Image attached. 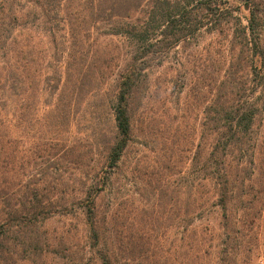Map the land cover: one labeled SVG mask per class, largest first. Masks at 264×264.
I'll use <instances>...</instances> for the list:
<instances>
[{
  "label": "rangeland",
  "instance_id": "obj_1",
  "mask_svg": "<svg viewBox=\"0 0 264 264\" xmlns=\"http://www.w3.org/2000/svg\"><path fill=\"white\" fill-rule=\"evenodd\" d=\"M261 1L258 9L264 15V0ZM244 2L229 0L232 5ZM8 8L6 0H0V73L8 86L13 82L9 76L11 67L18 65L19 94L15 102L18 114L10 122L13 127L9 130L10 136L17 139V146L12 149L16 153L14 160L8 158L9 163L3 166V161L0 163V211L2 205L7 209L10 202L15 203L12 194L18 195L26 185L31 187L38 182L33 179L41 177L40 168H44L47 158L57 160L61 167L60 177L48 176L42 183L50 198L57 194L74 198L79 193L76 179L91 176L100 167L105 150L104 143L95 145L96 133L99 129L107 134L112 131L109 98L127 51L120 47L128 49L122 38L110 40L103 33H97L99 37L94 42L92 33L97 30L89 26L87 30L91 33H87L86 39L92 45L84 62L80 63V48L66 42L61 47L64 55L58 54L64 66L56 75L58 61L51 57L48 32L40 24L42 19L35 18L33 13L20 16L31 9V4L16 2L11 7L15 9L16 22L27 28L15 24L10 31ZM241 11L247 14L243 7ZM223 38L204 34L197 42L177 47L162 67L149 71L147 89L132 99V139L100 199L101 210L111 220L106 219L105 227H113L115 264H145L153 253L156 257H169L173 264H187L182 255L189 238L193 254L198 255L194 264H218L217 255L225 246L220 237L226 234L235 239V244L227 245L232 257L240 263L246 260L244 264H264V208L255 217L246 210L232 209L226 229L218 227V210L210 206L203 209V216L195 219L186 231L181 220L185 209H192L183 205L187 191L193 198L200 195L197 188L201 186L205 198L211 194L208 175L201 170L209 149V139L201 133L203 108L209 95L205 93L207 100L196 98L195 80L202 74L201 69L205 70V76L212 75L220 60L216 51L219 48L224 51ZM30 48L32 56L27 54ZM53 76L57 81L51 79ZM255 95L264 96L263 86H259ZM9 117L8 114L9 120L5 121H11ZM255 129L264 155V111ZM6 196H12L9 202ZM248 197L243 195L245 199ZM260 204L255 206L258 208ZM46 227L56 234L70 231L66 245L78 251L73 257L77 263L86 247L82 216H57ZM59 257L61 254L54 250L47 257L35 258V262L20 259L17 264H60Z\"/></svg>",
  "mask_w": 264,
  "mask_h": 264
},
{
  "label": "trees",
  "instance_id": "obj_2",
  "mask_svg": "<svg viewBox=\"0 0 264 264\" xmlns=\"http://www.w3.org/2000/svg\"><path fill=\"white\" fill-rule=\"evenodd\" d=\"M6 2L9 4L6 17L9 18L7 25L10 31L15 24L27 28L24 23L16 22L17 15L13 13L15 9H11L16 2L31 4V9H27L25 15L21 12L20 16L33 13L35 18L42 19L40 24L42 30L48 32L51 57L54 62L58 61L54 73L56 75L58 69L64 66L58 54L64 55L65 51L61 47L66 42L73 48H80V63L84 62L92 45L86 39L87 33H91L87 30L89 26L97 30L92 33L94 42L103 33L109 35L110 40L122 38L128 49L120 47L123 52L127 51L118 68L112 85V96L109 98L112 131L107 134L99 129L96 133L95 145L104 143L103 163L93 175H81L76 179L79 188L77 197L68 198L64 194H57L50 198L45 194L43 182L48 176L60 177L61 167L57 160L47 158L44 168H40L41 177L33 179L38 182L31 187L26 185V190L22 189L18 195L12 194L15 203L10 202L7 209L2 205L0 264H17L20 259L22 262H35V258L47 257L54 250L61 254L57 259L60 264H115L116 253L111 239L113 227H105L106 219L111 220L107 218L105 210H101L100 199L110 183L111 175L119 169L120 161L132 139V99L135 94L147 89L150 70L162 67L177 47L197 42L204 34L223 36L225 43L224 51L220 48L216 51L220 60L213 68L212 75L205 76V70L201 69L202 74L195 80L196 98L207 100L205 93L209 95L208 103L203 108L201 129L202 135L209 139V149L201 170L208 175L211 194L205 198L201 186L197 188L200 195L193 198L190 190L186 192L183 205L191 206L192 209H185L181 216L183 227L185 231L188 230L195 219L203 216V209L208 206L218 210L219 222L216 224L225 229L230 224L232 209L246 210L253 217L261 213L264 208V155L255 129L257 119L264 111V96L261 98L255 95L260 85L264 89V15L258 9L262 4L261 0H249L238 5L230 4L229 0ZM241 7L247 10L246 15H243ZM21 8L24 9V6L21 5ZM32 49L27 51L29 56L33 54ZM55 66L52 63V68ZM11 69L13 71L9 76L13 82L8 86L5 85L4 74L0 73L2 166L9 163L8 158L14 160L16 153L13 150L17 146V139L10 136L9 130L13 127L10 122H14L18 114L17 107L15 108L19 94L18 65L13 64ZM53 78L57 81L56 76L51 77ZM8 114L11 121H5ZM42 178L44 179L39 183ZM258 183L260 188H257ZM164 189L159 191L163 193ZM244 194L249 197L243 198ZM12 196H6L8 202ZM256 203H261L260 207L257 208ZM57 216H82L86 247L77 263L73 257L78 251H72L66 245L70 231L63 230L56 234L46 227V223ZM222 236L220 239L222 238L225 246L217 255L218 264H244L246 260L240 263L229 254L227 245L231 242L235 244V239L228 234ZM187 246L182 256L187 264H194L198 255L193 254L191 238L188 239ZM83 254L87 255L85 260ZM152 255L145 264H173L169 257H156L154 253Z\"/></svg>",
  "mask_w": 264,
  "mask_h": 264
},
{
  "label": "water",
  "instance_id": "obj_3",
  "mask_svg": "<svg viewBox=\"0 0 264 264\" xmlns=\"http://www.w3.org/2000/svg\"><path fill=\"white\" fill-rule=\"evenodd\" d=\"M244 1H249V0H244Z\"/></svg>",
  "mask_w": 264,
  "mask_h": 264
}]
</instances>
